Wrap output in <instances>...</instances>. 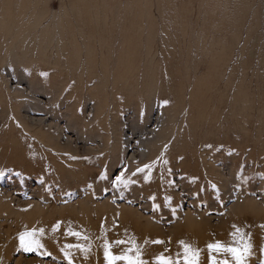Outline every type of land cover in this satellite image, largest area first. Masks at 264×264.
Here are the masks:
<instances>
[{
  "label": "rangeland",
  "instance_id": "1",
  "mask_svg": "<svg viewBox=\"0 0 264 264\" xmlns=\"http://www.w3.org/2000/svg\"><path fill=\"white\" fill-rule=\"evenodd\" d=\"M0 264H264V0H0Z\"/></svg>",
  "mask_w": 264,
  "mask_h": 264
},
{
  "label": "snow or ice",
  "instance_id": "2",
  "mask_svg": "<svg viewBox=\"0 0 264 264\" xmlns=\"http://www.w3.org/2000/svg\"><path fill=\"white\" fill-rule=\"evenodd\" d=\"M21 239H23V238H21ZM215 247H216V248H219L220 246H219V245H216Z\"/></svg>",
  "mask_w": 264,
  "mask_h": 264
}]
</instances>
